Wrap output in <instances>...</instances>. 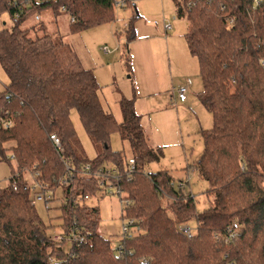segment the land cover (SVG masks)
<instances>
[{"label": "trees", "instance_id": "trees-1", "mask_svg": "<svg viewBox=\"0 0 264 264\" xmlns=\"http://www.w3.org/2000/svg\"><path fill=\"white\" fill-rule=\"evenodd\" d=\"M63 1L75 15L69 22L75 31L113 18L116 0ZM173 2L187 21L184 37L202 82L198 96L212 120L200 130L196 163L208 182V205L196 212L193 196L174 185L168 170L144 171L162 151L149 141L133 100H119L122 118L116 120L103 109L92 72L65 69L56 52L62 42L49 34L30 37L21 27L30 16L24 13L0 29V65L7 75L0 91V160L13 161L18 172L17 189L0 188V264H264V0ZM4 10L10 12L8 0H0ZM73 109L100 147L93 159L78 152ZM113 131L127 140L132 169L123 151L111 149ZM22 170L39 173L45 185L39 191H51L63 233L83 236L80 244L50 238L51 225L39 217ZM64 175L67 185L60 181ZM108 182L125 194L124 216L138 225L136 234H118L119 247L97 231V205L70 202L104 192ZM191 217L195 233L188 237L181 225ZM233 229L236 235L225 241Z\"/></svg>", "mask_w": 264, "mask_h": 264}, {"label": "rangeland", "instance_id": "rangeland-1", "mask_svg": "<svg viewBox=\"0 0 264 264\" xmlns=\"http://www.w3.org/2000/svg\"><path fill=\"white\" fill-rule=\"evenodd\" d=\"M134 3V6L132 5ZM126 5H114L113 18L98 24L71 31L69 16L59 10L40 11L39 22L33 17L23 21L21 27L27 34L41 37L49 34L57 40V55L65 69L76 66L89 69L98 84V96L104 110L112 113L116 120L122 115L119 100L131 99L149 141L162 138V156L150 161L144 171L166 169L174 185H183L191 193L195 211L203 210L209 198L206 196L208 182L197 173L196 163L203 150L200 129L211 126V115L204 107L197 92L202 88L198 61L190 53L184 34L187 30L185 17L177 16L173 0H132ZM137 14V16H134ZM13 23L8 11H0V29ZM171 29L165 32L164 24ZM133 36H127L128 28ZM128 37V38H127ZM106 47L108 52H104ZM192 82L185 104L170 103L172 90ZM7 83V75L0 65V91ZM177 95V92H176ZM175 96H173L174 98ZM172 99V98H171ZM178 104V105H177ZM70 120L76 134L78 152L93 159L100 147L86 135L76 111H70ZM110 147L123 151L125 159L131 158L127 140H121L117 131L110 134ZM15 163L0 160V186L4 187L15 170ZM22 177L33 182L29 171L22 170ZM58 196V195H56ZM125 194L115 188L107 192H95L80 201L86 205H97L99 210L98 231L117 247L122 223V197ZM39 217L50 223L51 234L62 232L56 201H35ZM195 218L191 217L181 228L187 226L195 233ZM129 234H136L133 225H128ZM67 246V242L65 243Z\"/></svg>", "mask_w": 264, "mask_h": 264}, {"label": "built area", "instance_id": "built-area-1", "mask_svg": "<svg viewBox=\"0 0 264 264\" xmlns=\"http://www.w3.org/2000/svg\"><path fill=\"white\" fill-rule=\"evenodd\" d=\"M114 5L118 6H124L125 2L124 0H116ZM8 9L10 12L9 15L12 19H18L20 18V16H22L24 13H28L30 16L29 17H33V19L37 22H39L38 20L40 19V11H46L49 9H53V10H59V11H63L65 13L68 14L69 16V22H73L75 21V15L73 13H71L68 9H67V4L63 1V0H8ZM164 29L167 31L169 29H171V24L167 23L164 24ZM102 50L104 52H108L106 47H102ZM190 81L188 80V83ZM177 99L179 101H184L186 98V92H187V86H182L179 87L177 90ZM171 104H175V100L171 99L170 101ZM10 124L9 121L5 122V126H8ZM50 140L52 141L53 145L56 147V149L58 150L59 153H62V147L60 145V141L58 139V137L55 135V133H51L49 135ZM13 156H11L10 158H12ZM128 163H129V168L132 169L134 167V161L132 158L128 159ZM89 169V165H85L84 170L88 171ZM30 176L32 177L33 182L29 183L27 179L23 178L26 180L28 187L34 192L33 193V199H32V203L34 204L36 200H41L44 202V207L48 210L49 207V198L51 196V191L47 192L46 194H43L42 192L39 191V189L45 188V185L43 183H40L37 178L39 177V173L38 172H30ZM88 173V172H87ZM18 177V172L14 171L11 175V177L9 178V182L4 185V187H8L11 186L12 189H17V183L15 182V178ZM60 181L62 182L63 185H67V175H64L63 177L60 178ZM1 187L0 188H4ZM115 188L111 183H107L106 185H104V192L110 191L111 189ZM117 190V192H120V190L118 188H115ZM89 198V195H78L77 197H72L70 198V202L73 205H78L81 204L80 201H83L84 199ZM122 199V198H121ZM63 201L68 202V199H64ZM122 203L123 206L125 204L128 203V200L126 199H122ZM123 206H122V210H123ZM122 216H124V211L122 213ZM126 218V217H125ZM128 219V222H123L122 223V227H121V234L122 236L129 234V227L128 225H133V227L135 228V230H138V225L133 223L132 219L130 218H126ZM182 230L186 233V235L188 237L191 236V231L190 228L187 226L182 227ZM98 231V228H97ZM131 235V234H129ZM236 235V229H233L231 231L228 232V234L226 236H224V240L228 241L229 239L233 238ZM50 238L55 241V242H62L65 240V242L69 243V242H74V243H78L80 244L83 240V236L76 234V233H68V234H64L63 230L61 233L59 234H51L50 233ZM119 247V244H118ZM49 261L52 262V259L49 257Z\"/></svg>", "mask_w": 264, "mask_h": 264}, {"label": "crops", "instance_id": "crops-1", "mask_svg": "<svg viewBox=\"0 0 264 264\" xmlns=\"http://www.w3.org/2000/svg\"><path fill=\"white\" fill-rule=\"evenodd\" d=\"M165 30V29H164ZM165 32H166V30H165ZM191 84H192V82H191V80H190V82L188 83V84H186V86H187V92H188V90L190 89V87H191ZM202 89V88H201ZM200 89V90H201ZM199 90V91H200ZM199 91L197 92V94L199 93ZM187 92H186V98H185V100L184 101H179L178 99H177V97H176V91L173 89L172 90V94H171V96H170V101H171V98L172 99H174L175 100V104H176V102H178L179 104H185L186 102H187ZM173 96H175L174 98H173ZM197 97H198V95H197ZM199 98V97H198ZM200 99V98H199ZM178 105V104H177ZM201 130V129H200ZM161 143H162V138L161 137H156V138H154L153 139V145H155L156 147H160V148H162V146H160L161 145Z\"/></svg>", "mask_w": 264, "mask_h": 264}]
</instances>
